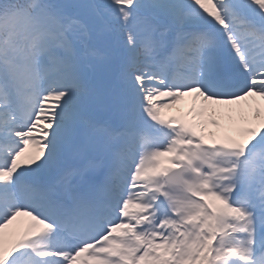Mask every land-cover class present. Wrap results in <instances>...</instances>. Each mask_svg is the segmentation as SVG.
Here are the masks:
<instances>
[{
    "label": "snow or ice",
    "instance_id": "6c2138e0",
    "mask_svg": "<svg viewBox=\"0 0 264 264\" xmlns=\"http://www.w3.org/2000/svg\"><path fill=\"white\" fill-rule=\"evenodd\" d=\"M262 108L264 0H0V264H264Z\"/></svg>",
    "mask_w": 264,
    "mask_h": 264
},
{
    "label": "rangeland",
    "instance_id": "374dc122",
    "mask_svg": "<svg viewBox=\"0 0 264 264\" xmlns=\"http://www.w3.org/2000/svg\"><path fill=\"white\" fill-rule=\"evenodd\" d=\"M185 99H189V98H185ZM253 101H255L257 104L259 103V100L258 98H250L249 101H246V102H243L244 105H247V104H251L253 103ZM217 111L214 113L213 117L219 121L220 123L224 122L226 123V119H227V116L229 114V109H237V108H240L241 105H228V106H225V105H216L214 106ZM173 109H178L177 106L176 107H173ZM168 110V109H166ZM262 111H264V109L262 108ZM225 120V121H223Z\"/></svg>",
    "mask_w": 264,
    "mask_h": 264
}]
</instances>
